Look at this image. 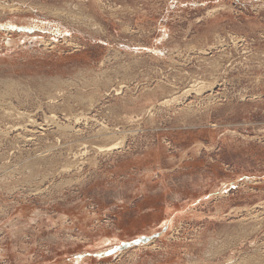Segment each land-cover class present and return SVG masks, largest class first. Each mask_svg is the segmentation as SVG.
<instances>
[{"label": "rangeland", "instance_id": "1", "mask_svg": "<svg viewBox=\"0 0 264 264\" xmlns=\"http://www.w3.org/2000/svg\"><path fill=\"white\" fill-rule=\"evenodd\" d=\"M0 264H264V0H0Z\"/></svg>", "mask_w": 264, "mask_h": 264}, {"label": "water", "instance_id": "2", "mask_svg": "<svg viewBox=\"0 0 264 264\" xmlns=\"http://www.w3.org/2000/svg\"><path fill=\"white\" fill-rule=\"evenodd\" d=\"M153 237H155V236H153ZM149 240H151V237L139 238V239H136V240L129 242V243H122L116 247H113V248L107 250L105 252V255H112L116 252H120V251L126 250L128 248L138 246L140 244H144V243L148 242Z\"/></svg>", "mask_w": 264, "mask_h": 264}, {"label": "bare ground", "instance_id": "3", "mask_svg": "<svg viewBox=\"0 0 264 264\" xmlns=\"http://www.w3.org/2000/svg\"><path fill=\"white\" fill-rule=\"evenodd\" d=\"M211 85V84H210ZM208 87V86H207ZM210 87V86H209ZM205 89V86H204V83H195L193 86H191V89L190 90H193V91H196V92H202L203 90ZM188 90V91H190ZM207 92V91H206ZM198 94V93H197ZM196 94V95H197ZM176 97L173 98L172 101H174ZM169 102H171L170 100L166 99L164 100L163 102L160 103V105H165V104H168ZM166 106V105H165ZM148 115V114H147ZM148 117V116H147ZM123 143V142H122ZM116 144V143H115ZM113 145V144H112ZM111 146V145H110ZM109 147V150H111V148L113 149V147ZM105 148V147H104ZM101 149V148H100ZM108 150V149H107ZM105 151V150H103ZM3 212V211H2ZM232 242V241H231Z\"/></svg>", "mask_w": 264, "mask_h": 264}]
</instances>
